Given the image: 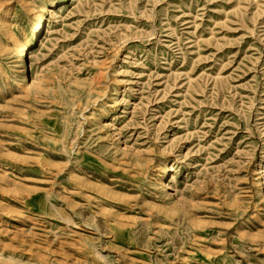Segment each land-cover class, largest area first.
<instances>
[{"label":"rangeland","instance_id":"1","mask_svg":"<svg viewBox=\"0 0 264 264\" xmlns=\"http://www.w3.org/2000/svg\"><path fill=\"white\" fill-rule=\"evenodd\" d=\"M60 1L0 0V264H264V0Z\"/></svg>","mask_w":264,"mask_h":264},{"label":"bare ground","instance_id":"2","mask_svg":"<svg viewBox=\"0 0 264 264\" xmlns=\"http://www.w3.org/2000/svg\"><path fill=\"white\" fill-rule=\"evenodd\" d=\"M65 1L67 0H61L60 3H63ZM9 15V10H4L0 13V20L2 24H5L7 22V17ZM46 22V15L43 13H37L34 20V29L31 33L30 39L17 47L16 53L13 58V63L14 66L18 68L19 73L24 79L27 77L32 67L27 57L29 55L30 50L38 46L39 39L45 31ZM165 174L168 176L167 179H169L171 175L168 173V170H166Z\"/></svg>","mask_w":264,"mask_h":264}]
</instances>
